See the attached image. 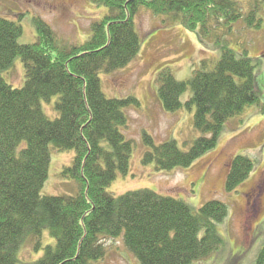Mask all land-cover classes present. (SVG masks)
I'll return each instance as SVG.
<instances>
[{"label":"trees","instance_id":"trees-1","mask_svg":"<svg viewBox=\"0 0 264 264\" xmlns=\"http://www.w3.org/2000/svg\"><path fill=\"white\" fill-rule=\"evenodd\" d=\"M92 2L107 13L92 24L91 36L82 44L58 41L52 27L37 18L38 41L22 45L20 23L0 18V73L18 58L25 66L22 88L0 75V264H21L28 241L34 252H43L28 264H96L107 254L103 242L116 239L123 240L139 264H194L207 259L224 245L221 228L230 218L226 203L211 200L196 210L150 190L122 196L107 191L119 175L130 171L133 143L125 136L126 110L138 106V100L108 98L100 76L124 69L139 56L142 40L135 18L142 8L207 37L240 21L241 7L234 0ZM260 20L256 11L245 18L251 28H258ZM220 51L212 68L209 61H202L189 80H177L169 68L159 73L163 110L171 114L194 110V127L202 135L189 150L175 140L156 145L145 135L150 147L145 164L164 172L191 167L217 147L231 119L259 106L254 61L246 51L240 57L228 45ZM53 98L55 119L43 109V103ZM51 148L75 152L63 175L80 183L77 195H42ZM254 169L251 158L234 157L226 191H235ZM45 232L54 243L43 245ZM255 264H264V245Z\"/></svg>","mask_w":264,"mask_h":264},{"label":"rangeland","instance_id":"rangeland-1","mask_svg":"<svg viewBox=\"0 0 264 264\" xmlns=\"http://www.w3.org/2000/svg\"><path fill=\"white\" fill-rule=\"evenodd\" d=\"M243 12L236 24L214 31L211 36L199 31L189 32L175 23L142 8L135 18V26L142 40L139 56L124 69L112 74H101L102 90L110 99L133 97L138 106L126 110L128 125L125 136L133 143L130 171L119 175L107 188L115 196L150 190L163 196L185 201L198 210L211 200H219L230 207L229 221L221 228L224 245L211 257L194 264H255L264 245V3L257 0H234ZM256 11L261 19L258 28L248 27L245 18ZM107 9L92 0H0V18L20 23L22 45L38 41L34 20L48 23L58 41L82 44L91 36V26L103 19ZM224 45L244 56L248 53L256 65V79L261 96L259 106H253L239 117L231 119L215 149L187 169L159 171L155 164L143 162L150 147L145 135L156 145L175 140L181 149L189 150L202 134L194 127V110L167 113L158 96L157 78L165 69H171L177 80L186 81L193 70L209 61V68L221 57ZM0 75L15 88L25 85V66L18 58L13 67ZM190 97L187 93L183 100ZM57 98L43 103L45 113L55 119ZM237 155H245L255 162V169L235 191H226L230 162ZM74 151L51 148L49 177L42 190L45 196L77 195L80 183L67 179L65 169L72 165ZM259 196V197H258ZM54 243L48 232L43 245ZM106 256L96 264H139L125 247L123 240H108ZM34 252L28 241L20 254L21 264L36 261L42 256ZM33 261V262H34Z\"/></svg>","mask_w":264,"mask_h":264},{"label":"flooded vegetation","instance_id":"flooded-vegetation-1","mask_svg":"<svg viewBox=\"0 0 264 264\" xmlns=\"http://www.w3.org/2000/svg\"><path fill=\"white\" fill-rule=\"evenodd\" d=\"M259 197V196H258Z\"/></svg>","mask_w":264,"mask_h":264}]
</instances>
